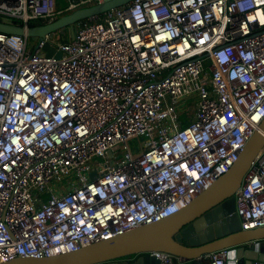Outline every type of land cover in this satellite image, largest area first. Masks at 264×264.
<instances>
[{"label": "built area", "instance_id": "built-area-1", "mask_svg": "<svg viewBox=\"0 0 264 264\" xmlns=\"http://www.w3.org/2000/svg\"><path fill=\"white\" fill-rule=\"evenodd\" d=\"M102 1L0 0V21L45 24ZM62 36L0 32V262L178 211L264 117V0H131ZM234 201L242 230L264 227V145ZM205 258L228 264V248Z\"/></svg>", "mask_w": 264, "mask_h": 264}, {"label": "water", "instance_id": "water-1", "mask_svg": "<svg viewBox=\"0 0 264 264\" xmlns=\"http://www.w3.org/2000/svg\"><path fill=\"white\" fill-rule=\"evenodd\" d=\"M129 1L104 0L61 15L49 23L34 21L27 27L0 21V32L24 35L30 40L46 34L52 37L55 32L74 38L77 22ZM43 50L50 54L47 43ZM263 145L264 117L228 169L178 211L75 250L43 257L17 256L0 264H104L131 257L134 259L119 264H162L156 252L171 255L174 261L199 262L222 248H228V264H246L253 259L264 261V227L242 230L234 201V193Z\"/></svg>", "mask_w": 264, "mask_h": 264}, {"label": "crops", "instance_id": "crops-1", "mask_svg": "<svg viewBox=\"0 0 264 264\" xmlns=\"http://www.w3.org/2000/svg\"><path fill=\"white\" fill-rule=\"evenodd\" d=\"M134 258H122L120 260H110V261H107L105 262L104 264H119L120 261H131L133 260ZM206 258L202 259L201 261L199 262H195V261H179V260H175L174 261V264H201ZM207 260V259H206Z\"/></svg>", "mask_w": 264, "mask_h": 264}, {"label": "rangeland", "instance_id": "rangeland-1", "mask_svg": "<svg viewBox=\"0 0 264 264\" xmlns=\"http://www.w3.org/2000/svg\"><path fill=\"white\" fill-rule=\"evenodd\" d=\"M4 20V19H3ZM55 39H61V34H59L58 32H55ZM191 101L190 100H185L182 104V108L185 109L187 107V105H190ZM72 179V178H71ZM66 182V181H65ZM63 183V182H62ZM205 261H207L206 259L203 261V263H205Z\"/></svg>", "mask_w": 264, "mask_h": 264}, {"label": "trees", "instance_id": "trees-1", "mask_svg": "<svg viewBox=\"0 0 264 264\" xmlns=\"http://www.w3.org/2000/svg\"><path fill=\"white\" fill-rule=\"evenodd\" d=\"M34 22L33 21H31V22H29V24H33ZM62 38L64 39V40H68L69 39V37L67 36V35H63L62 36ZM208 262L207 261H205V263H201V264H207Z\"/></svg>", "mask_w": 264, "mask_h": 264}]
</instances>
